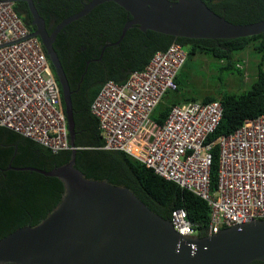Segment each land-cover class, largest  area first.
Instances as JSON below:
<instances>
[{
	"label": "trees",
	"instance_id": "16d2710c",
	"mask_svg": "<svg viewBox=\"0 0 264 264\" xmlns=\"http://www.w3.org/2000/svg\"><path fill=\"white\" fill-rule=\"evenodd\" d=\"M32 1L45 27L52 17L56 27L91 0ZM201 1L213 13L231 24L247 25L264 19V0ZM20 6L21 9L14 6L13 10L32 33L35 27L31 24L32 18L27 5L21 3ZM130 19V15L115 3H104L66 26L52 45L71 93L74 136L69 143L75 148L73 168L86 180L103 181L112 186L127 188L146 208L164 220H170L173 210L183 209L197 238L208 237L210 210L207 203L175 183L158 177L124 152L104 150L98 122L90 114L89 108L106 82L123 84L131 73L142 71L156 52L166 50L172 43L179 44L186 50V62L195 56H207L222 64L220 71H229V74L240 79L243 71L238 67L237 62L241 61L236 58V54L250 50L252 55L260 59L251 87L238 94L224 92L205 96L199 102L206 104L219 101L223 108L222 119L207 141L227 136L246 120L264 115V33L233 40L186 39L152 31L142 32L137 26H132L121 43L106 48L98 60L104 45L116 42L124 24ZM60 39L64 40V45L58 48ZM49 66L61 94L50 62ZM177 76L176 90L173 91L175 93L178 92ZM163 99L164 96L150 117L154 124L152 136L162 126L173 106L197 102L195 99L179 100L175 97L163 104ZM61 101L65 111L62 95ZM72 152L51 153L34 141L0 127V240L21 228L38 226L57 208L65 195V186L60 179L31 171H14L9 167L35 168L49 172L67 165L72 159ZM212 153L210 190L214 191L218 148L214 147ZM251 264L264 263L255 261Z\"/></svg>",
	"mask_w": 264,
	"mask_h": 264
},
{
	"label": "built area",
	"instance_id": "2783aa9c",
	"mask_svg": "<svg viewBox=\"0 0 264 264\" xmlns=\"http://www.w3.org/2000/svg\"><path fill=\"white\" fill-rule=\"evenodd\" d=\"M13 7L14 0H0V127L51 153L75 150L41 42L30 36ZM186 58V50L172 43L123 84L106 82L89 110L98 122L104 150L124 152L207 203V235L212 236L224 228L264 220V115L208 142L222 119V105L189 102L173 106L152 136L151 114L167 92L176 90L175 78ZM214 147L218 168L211 191ZM169 222L180 236L197 238L183 209L173 210Z\"/></svg>",
	"mask_w": 264,
	"mask_h": 264
},
{
	"label": "water",
	"instance_id": "95a60500",
	"mask_svg": "<svg viewBox=\"0 0 264 264\" xmlns=\"http://www.w3.org/2000/svg\"><path fill=\"white\" fill-rule=\"evenodd\" d=\"M16 1V0H15ZM28 5L37 37L54 68L61 88L69 140H73L70 90L52 45L69 24L101 4L112 2L129 15L118 40L137 26L142 32L186 39L233 40L264 33V19L235 25L213 13L201 0H91L48 34L32 0ZM71 161L45 172L12 168L60 179L65 195L38 226L24 227L0 240V263L14 264H251L264 263V220L228 227L205 238L186 239L168 220L152 213L127 188L86 180Z\"/></svg>",
	"mask_w": 264,
	"mask_h": 264
},
{
	"label": "rangeland",
	"instance_id": "374dc122",
	"mask_svg": "<svg viewBox=\"0 0 264 264\" xmlns=\"http://www.w3.org/2000/svg\"><path fill=\"white\" fill-rule=\"evenodd\" d=\"M236 58L241 61L237 63L243 71L242 79L229 74V71H220L222 64L210 57L203 55L193 57L178 73V92H167L162 103H167L175 97L179 100L195 99L201 102L203 97L217 93L238 94L247 91L255 80L260 59L252 55L250 50L236 54ZM262 69L264 70V62Z\"/></svg>",
	"mask_w": 264,
	"mask_h": 264
},
{
	"label": "flooded vegetation",
	"instance_id": "af4514ba",
	"mask_svg": "<svg viewBox=\"0 0 264 264\" xmlns=\"http://www.w3.org/2000/svg\"><path fill=\"white\" fill-rule=\"evenodd\" d=\"M21 3H26L25 1H23V0H14V6H16V7H19L20 9H21V6H20V4ZM87 4V3H86ZM27 5V4H26ZM27 8H28V5H27ZM22 11V10H21ZM28 11H29V9H28ZM31 24H32V21H31ZM45 25V24H44ZM55 20H54V18L52 17V19L49 21V23H47V27H45V29H46V31H47V33H48V30L50 31V33L55 29ZM50 33H48V34H50ZM60 33V32H59ZM57 37V36H56ZM55 40H56V38H55ZM55 42V41H54ZM54 42H53V44H54ZM64 45V40H62V39H60L59 41H58V43H57V47L59 48V47H62ZM0 264H14V263H0Z\"/></svg>",
	"mask_w": 264,
	"mask_h": 264
},
{
	"label": "clouds",
	"instance_id": "9594fccd",
	"mask_svg": "<svg viewBox=\"0 0 264 264\" xmlns=\"http://www.w3.org/2000/svg\"><path fill=\"white\" fill-rule=\"evenodd\" d=\"M46 55V54H45ZM48 59V58H47ZM181 70V69H180ZM62 102V101H61ZM64 110V109H63ZM64 113H65V111H64Z\"/></svg>",
	"mask_w": 264,
	"mask_h": 264
}]
</instances>
